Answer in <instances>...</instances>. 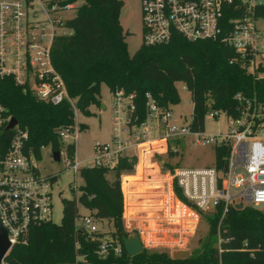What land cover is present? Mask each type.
Listing matches in <instances>:
<instances>
[{
  "label": "trees",
  "instance_id": "1",
  "mask_svg": "<svg viewBox=\"0 0 264 264\" xmlns=\"http://www.w3.org/2000/svg\"><path fill=\"white\" fill-rule=\"evenodd\" d=\"M63 2L76 5V16L66 23L72 34L55 41L52 60L64 78L70 98L82 113L88 115L91 107L102 104V84L111 93L123 90L126 95H134L133 118L137 116V123L141 124L147 118L148 93L162 110H171V105L180 101L176 83L184 82L193 103V119L189 125L193 133L205 132L210 104L214 111L222 110L228 118L240 116L243 109L237 95L246 99L257 97L264 104V78L259 77L262 70L249 73L239 63L240 56L235 49L217 41L190 42L175 36L169 44H142L131 54L121 26L125 6L122 0ZM256 10L257 18L264 17V6ZM0 104L5 107L6 115L16 118L19 127L28 132L27 150H32L37 158H41V149L46 146H51L52 152H60L62 142L58 129L75 125L70 102L64 101L58 106L42 102L29 89L17 86L12 77L0 79ZM84 128L85 125L81 126ZM12 133L5 136L10 137ZM173 143L170 142L168 149L169 158L179 154L173 151ZM215 150L216 164L227 169L224 158L231 150L227 147ZM67 151L74 158L76 145L69 144ZM136 163L137 157H125L112 170L83 168L86 186L81 188L83 193L78 201L76 198L63 200L61 225L48 222L32 229L29 244L15 246L9 260L16 264H74L79 255L91 264H264V213L253 207L232 206L224 217L223 207L212 215L198 211L209 221L210 233L202 247L186 260L147 249L135 257L128 256L122 240L124 235H129L123 223L125 205L121 182L123 175L135 172ZM178 167V164H166L167 169ZM125 194L127 205L126 189ZM176 194L181 202L189 204L179 188ZM78 204L85 206L96 219L113 223L115 230L105 254H100L103 233L92 239L76 230L75 220L80 216ZM119 246L120 252L116 253Z\"/></svg>",
  "mask_w": 264,
  "mask_h": 264
},
{
  "label": "built area",
  "instance_id": "2",
  "mask_svg": "<svg viewBox=\"0 0 264 264\" xmlns=\"http://www.w3.org/2000/svg\"><path fill=\"white\" fill-rule=\"evenodd\" d=\"M63 1L0 0V79L12 77L17 86L29 89L42 102L58 106L68 101L76 116L77 103L70 98L64 78L52 60L55 41L72 34L66 25L71 18L65 15L75 9V4ZM260 6H264V0H142L144 45L169 44L175 36L190 42L217 41L235 49L239 63L249 73L262 70L259 77L264 78V32L256 26V8ZM233 14L236 15L229 17ZM236 98L243 105L240 116L229 118L227 132L206 135L193 133L190 126L172 124L171 110H162L150 93L146 95L147 118L138 124L139 118H133L134 95L116 90L112 93L111 142L95 145L92 164L83 166L74 160L69 169L76 176L85 167L112 170L122 158L136 157L134 151L152 141L163 142L168 150L170 142L194 137L193 145L227 147L231 152L224 158L227 169L218 164L203 169L168 168L167 185L174 194L176 188L181 190L189 203L182 204L207 215L223 207V217L232 206L264 205V104L257 97ZM212 107L210 104L208 115L216 118L218 112ZM11 118L0 104V224L11 244L1 264H16L9 260L14 247L28 245L32 229L53 222L52 187L53 179L58 178L56 174L41 173L39 158L27 150L28 132L19 124L9 130ZM77 127L75 123L58 129L62 144L77 139ZM11 132L10 137L5 136ZM60 155L62 160L61 151ZM71 189L75 193L80 190L76 184ZM100 221L93 215L79 216L76 230L95 239L96 234L102 233ZM107 242L102 244L100 254L106 253ZM75 259L74 264H91L79 255Z\"/></svg>",
  "mask_w": 264,
  "mask_h": 264
},
{
  "label": "rangeland",
  "instance_id": "3",
  "mask_svg": "<svg viewBox=\"0 0 264 264\" xmlns=\"http://www.w3.org/2000/svg\"><path fill=\"white\" fill-rule=\"evenodd\" d=\"M122 1L125 6L121 12V26L126 35L127 49L129 53L134 54L144 44L141 13L142 0ZM65 16L74 18L76 16V5L75 9L68 12ZM256 26L264 32V17L257 18ZM176 88L180 101L178 104L171 105L170 107L173 117L171 123L178 126H189L193 119L191 94L184 82L176 83ZM101 101L102 104L100 106L97 105L90 108V114L88 115L78 110L75 116V123L78 124L77 139H69L62 144L61 152L63 157L61 162H56L53 159L51 146H46L41 149V158L38 161L41 173L44 175H58V179L52 187V205L54 207L52 221L56 225H61L63 220V200L76 198L78 201L83 193L81 188L86 186V180L82 176V173L76 176L70 171L69 164H72L74 160H78L80 163L82 162L83 166L92 164L95 158V145L98 143H109L113 138L114 118L112 113V93L106 84H102L101 86ZM103 106L106 108L104 109ZM207 116L204 132L206 135L227 132L230 120L224 111L219 110L216 118H212L208 114ZM83 125H85V128L81 129ZM193 141H195L194 137H186L179 144L172 142L173 147L176 148V151H179V154L174 158L170 157V162L174 165L178 164L181 169L214 167L217 161L215 147L212 145L196 146L193 145ZM69 144L76 145V155L74 158L69 157L66 153ZM144 160L145 158H143V163H141L143 170L145 169ZM239 173L243 174L244 172L240 171ZM132 178L126 177L123 182L124 188L128 190V185L130 188H134L136 192L145 191L146 194H139L136 199L138 207L134 210V213L130 212L127 218L125 215L123 216L124 229L129 237H133L136 232L139 233L144 249L152 252H167V254L171 255L174 251H188V256L190 257L193 252L199 250L210 233V224L207 218L201 216L197 233L186 247L177 246L178 238L180 237V233L177 230L182 229V227L165 222L162 216L163 213L157 212L154 207H150L154 204L155 199H157V197L152 196L151 193L153 190L150 189L151 187L144 184L135 185ZM74 184L80 189L77 193L71 189V185ZM251 206L247 203V207ZM78 207L81 217L91 215V211L85 208V206L78 204ZM254 209L261 210L264 213V205H260ZM98 227L103 233V241L110 240L111 233L115 230L113 223L108 220H101L98 222Z\"/></svg>",
  "mask_w": 264,
  "mask_h": 264
},
{
  "label": "crops",
  "instance_id": "4",
  "mask_svg": "<svg viewBox=\"0 0 264 264\" xmlns=\"http://www.w3.org/2000/svg\"><path fill=\"white\" fill-rule=\"evenodd\" d=\"M105 108L106 107H104V109ZM134 152H136L137 165L140 164L139 166H141L143 158H145V171L141 166L140 172L135 171L133 174H125L122 177L121 187L124 193V215L127 218L130 212L134 213V210L138 207L136 199L139 194H146L145 191L136 192L134 188H130V186L127 185V207L123 182L126 177H133L132 181L134 180L135 185L144 184L151 187L150 189L153 190L151 193L152 196L157 197L154 204L150 207H154L157 212L163 213V219L168 224L170 223L182 227V229L177 230L180 233L177 246L186 247L197 233L201 216L194 209L182 204L177 194L170 191V187L167 185L169 171L166 168V164H171V162L165 144L161 141H152L150 144Z\"/></svg>",
  "mask_w": 264,
  "mask_h": 264
},
{
  "label": "water",
  "instance_id": "5",
  "mask_svg": "<svg viewBox=\"0 0 264 264\" xmlns=\"http://www.w3.org/2000/svg\"><path fill=\"white\" fill-rule=\"evenodd\" d=\"M105 106H103L104 108ZM10 125H9V130L15 128V126H17L19 124V121L16 120V118L12 117L10 120ZM53 155V159L56 162H61V155L60 152L55 151L52 152ZM243 209L244 205L243 204H239L237 206V209ZM123 243H124V248L128 254V256L130 257H135V255L141 253L144 250V245L143 242L140 238V234L139 233H135V235L133 237H127L126 235H124L122 237ZM11 244L8 241V237H7V231L5 230V228L0 224V264H1V260L2 258L6 255V253L8 252V250L10 249ZM188 251H174L172 252L171 256L176 259V260H186L188 259ZM180 257H184V258H180Z\"/></svg>",
  "mask_w": 264,
  "mask_h": 264
},
{
  "label": "bare ground",
  "instance_id": "6",
  "mask_svg": "<svg viewBox=\"0 0 264 264\" xmlns=\"http://www.w3.org/2000/svg\"><path fill=\"white\" fill-rule=\"evenodd\" d=\"M137 172H140L141 170H140V166L139 165H137Z\"/></svg>",
  "mask_w": 264,
  "mask_h": 264
}]
</instances>
